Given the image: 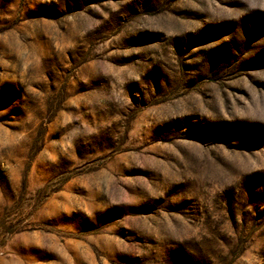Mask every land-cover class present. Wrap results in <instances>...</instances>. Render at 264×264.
Instances as JSON below:
<instances>
[{"label":"rangeland","instance_id":"1","mask_svg":"<svg viewBox=\"0 0 264 264\" xmlns=\"http://www.w3.org/2000/svg\"><path fill=\"white\" fill-rule=\"evenodd\" d=\"M0 264H264V0H0Z\"/></svg>","mask_w":264,"mask_h":264}]
</instances>
